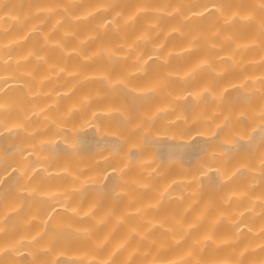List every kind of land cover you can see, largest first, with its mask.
I'll return each mask as SVG.
<instances>
[{"label": "bare ground", "instance_id": "obj_1", "mask_svg": "<svg viewBox=\"0 0 264 264\" xmlns=\"http://www.w3.org/2000/svg\"><path fill=\"white\" fill-rule=\"evenodd\" d=\"M0 264H264V0H0Z\"/></svg>", "mask_w": 264, "mask_h": 264}]
</instances>
